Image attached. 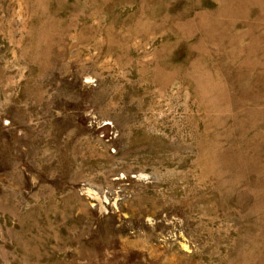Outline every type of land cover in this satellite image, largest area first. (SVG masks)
<instances>
[{"label": "rangeland", "instance_id": "1", "mask_svg": "<svg viewBox=\"0 0 264 264\" xmlns=\"http://www.w3.org/2000/svg\"><path fill=\"white\" fill-rule=\"evenodd\" d=\"M0 264H264V0H0Z\"/></svg>", "mask_w": 264, "mask_h": 264}, {"label": "bare ground", "instance_id": "2", "mask_svg": "<svg viewBox=\"0 0 264 264\" xmlns=\"http://www.w3.org/2000/svg\"><path fill=\"white\" fill-rule=\"evenodd\" d=\"M225 12V11H224ZM209 17V16H208Z\"/></svg>", "mask_w": 264, "mask_h": 264}]
</instances>
